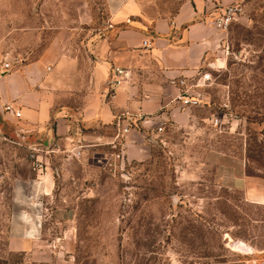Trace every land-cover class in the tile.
<instances>
[{"label": "rangeland", "instance_id": "1", "mask_svg": "<svg viewBox=\"0 0 264 264\" xmlns=\"http://www.w3.org/2000/svg\"><path fill=\"white\" fill-rule=\"evenodd\" d=\"M140 1L164 15L180 2ZM239 2L223 29L225 66L206 67L211 79L194 87L201 100L174 103L178 117L159 122L161 130L130 120L139 135L127 151L120 137L116 147L81 138L77 153L76 138L36 151L0 133V264H263L264 199L217 173L244 163L264 192V0ZM82 3L102 24L104 0H0V64L34 57L54 30L74 23ZM120 146L123 159L113 154ZM36 160L49 179L40 245L10 250L13 183L36 177Z\"/></svg>", "mask_w": 264, "mask_h": 264}, {"label": "crops", "instance_id": "2", "mask_svg": "<svg viewBox=\"0 0 264 264\" xmlns=\"http://www.w3.org/2000/svg\"><path fill=\"white\" fill-rule=\"evenodd\" d=\"M233 1L240 0H180L171 15H164L140 0H104L107 14L100 25L94 24L89 5L80 4L74 23L54 30L34 57L13 62L6 71L0 64V133H12L28 148L43 151L48 145H67L71 138L109 142L130 120L156 129L162 120L178 117L176 103L191 106L173 101L180 91L178 80L190 82L206 67L226 64L224 30L210 20ZM143 38L149 46L142 45ZM113 66L130 71L114 89L108 85ZM6 102L20 115L4 110ZM134 129L129 125L118 136L126 151L139 135ZM37 171L36 177L13 183L10 250L40 245L37 234L49 179L42 168ZM217 173L223 184L244 189L256 201L264 199L262 188L245 174L244 163H224Z\"/></svg>", "mask_w": 264, "mask_h": 264}, {"label": "built area", "instance_id": "3", "mask_svg": "<svg viewBox=\"0 0 264 264\" xmlns=\"http://www.w3.org/2000/svg\"><path fill=\"white\" fill-rule=\"evenodd\" d=\"M240 10V2L233 1L230 4L226 5L223 9H221L215 16L211 18V23L218 29H225L228 24L233 19L234 15ZM142 45L149 46L150 42L147 38L142 39ZM2 70H9L12 66L11 62L7 57L2 60L1 63ZM130 71L122 66H113L111 69V73L108 77V85L110 88H116L122 85L128 78ZM211 79V73L208 70H203L196 77H191L190 82L187 81L186 77L180 78L178 80V84L180 85V91L174 100L179 101L181 105H191L198 103L201 98L199 95H195L193 92V88L195 86H200L203 84H207V82ZM4 110L13 111L15 116L20 115V111L15 109L10 102H6L3 105ZM214 122H218V118H214ZM157 130H161L162 126L158 124L156 126ZM129 130V124L122 126L118 129L115 138L119 136L120 133H126ZM81 138H76L74 142H72V149H75L77 153H80L84 144L81 142ZM112 146L116 147V139L109 141ZM121 142V141H119ZM123 145V142H122ZM116 158L123 159L124 158V149L123 146H120L119 150L113 153ZM34 165L37 169L43 167V163L40 160H36ZM264 264V262H263Z\"/></svg>", "mask_w": 264, "mask_h": 264}, {"label": "bare ground", "instance_id": "4", "mask_svg": "<svg viewBox=\"0 0 264 264\" xmlns=\"http://www.w3.org/2000/svg\"><path fill=\"white\" fill-rule=\"evenodd\" d=\"M235 246L237 247L238 250L243 251V252L246 251V250H249V251L252 250L251 247L246 246V245H245L244 243H242V242H236V243H235Z\"/></svg>", "mask_w": 264, "mask_h": 264}]
</instances>
